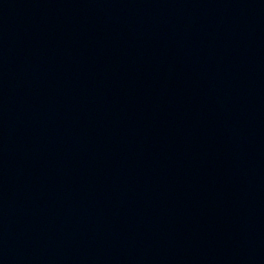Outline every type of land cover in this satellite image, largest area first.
<instances>
[{
  "label": "water",
  "instance_id": "1",
  "mask_svg": "<svg viewBox=\"0 0 264 264\" xmlns=\"http://www.w3.org/2000/svg\"><path fill=\"white\" fill-rule=\"evenodd\" d=\"M0 264H264V0H0Z\"/></svg>",
  "mask_w": 264,
  "mask_h": 264
}]
</instances>
